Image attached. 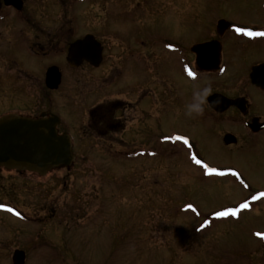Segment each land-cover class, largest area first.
I'll return each instance as SVG.
<instances>
[{"label":"flooded vegetation","instance_id":"obj_1","mask_svg":"<svg viewBox=\"0 0 264 264\" xmlns=\"http://www.w3.org/2000/svg\"><path fill=\"white\" fill-rule=\"evenodd\" d=\"M114 1L120 14L116 18L110 16ZM155 1L0 0V70L6 73L0 74V93L7 100H0V118L38 119L43 113L46 118L53 114L32 110L28 98L34 90L42 105L48 91L57 93L64 64L73 71L105 70L104 102L86 110L83 132L106 146L117 144L123 154L133 152L125 157L133 156L134 161L146 159L157 165L180 155L187 166L199 172L197 181L214 180L220 191L223 185L229 186L238 201L224 209H235V214L229 212L238 221L257 205H264V16L256 24L230 22L223 32L217 29L218 22L224 20L220 18L211 26V36H195L192 41L191 16L173 15V3L160 18ZM84 6H88L86 13L81 11ZM90 11L102 14L95 16L101 17L102 32L87 31L74 37L79 17ZM159 20L163 26L168 23L162 34ZM89 36L93 39L88 43L89 53L100 50L97 65L91 63L96 62L93 56L70 67L66 61L70 46ZM197 45L208 47L197 56L192 51ZM197 58L209 62V69L202 63L198 66ZM51 67L61 76L55 90L45 86V73ZM31 70L42 77H33ZM205 80L214 83L208 99L214 96L219 103L206 105L202 116L188 117L185 105L192 102L193 91ZM112 91H117L119 98H108ZM163 117L191 125L195 133L200 128L235 162L221 165L202 158L188 132L159 128ZM57 129L58 134L70 136L72 150L82 147L83 142L61 118ZM115 134L120 138L114 142L111 137ZM158 185L156 180L153 186L157 189Z\"/></svg>","mask_w":264,"mask_h":264},{"label":"rangeland","instance_id":"obj_2","mask_svg":"<svg viewBox=\"0 0 264 264\" xmlns=\"http://www.w3.org/2000/svg\"><path fill=\"white\" fill-rule=\"evenodd\" d=\"M114 2L112 18L120 16ZM261 2L264 0L155 1L160 18L173 3V15L191 16L192 41L195 36H211V26L220 18L228 23H260L264 16ZM82 9L86 13L88 6ZM95 12L79 17L74 37L87 31L102 32V14ZM159 24L160 34L168 30V23L163 26L159 20ZM65 66L57 93L48 91L46 103L39 105L32 90L28 101L32 110L59 116L83 145L73 149L76 161L68 170L56 169L39 177L0 169V264H12L15 250L24 252V264H264L263 204L238 221L212 218V213L238 201L229 186L223 185L220 191L214 180L197 181L199 172L180 155L155 165L154 161L125 157L133 152L123 154L117 144L110 147L95 136L90 138L83 132L86 110L104 102L106 72L73 71ZM0 74L6 73L0 70ZM31 74L42 77L34 70ZM33 77L29 81L37 86ZM118 95L112 91L108 98ZM1 98L7 101L0 93ZM159 128L188 132L200 156L211 163L235 162L200 128L195 133L193 126L166 117ZM111 138L115 142L120 136ZM156 180L157 189L153 186Z\"/></svg>","mask_w":264,"mask_h":264},{"label":"water","instance_id":"obj_3","mask_svg":"<svg viewBox=\"0 0 264 264\" xmlns=\"http://www.w3.org/2000/svg\"><path fill=\"white\" fill-rule=\"evenodd\" d=\"M228 23L220 20L217 24L219 32L225 31ZM90 36L82 41L72 44L68 50L66 61L70 67H77L80 59H90L94 56L93 65H97L99 49L89 53ZM92 46V45H91ZM208 45H197L192 51L197 56L203 54ZM209 69V62L199 60L197 65ZM60 73L55 67L49 68L45 73V86L49 90H55L60 84ZM215 101V97L208 99ZM212 106V105H211ZM59 119L50 115L46 118L45 113L39 119L22 117L0 118V167L7 170L28 171L40 176L53 169L68 168L74 161L70 137L66 133L58 134L57 125ZM12 264H24L25 254L15 250L11 257Z\"/></svg>","mask_w":264,"mask_h":264},{"label":"clouds","instance_id":"obj_4","mask_svg":"<svg viewBox=\"0 0 264 264\" xmlns=\"http://www.w3.org/2000/svg\"><path fill=\"white\" fill-rule=\"evenodd\" d=\"M212 94L210 83L198 86L193 91L192 102L185 105L184 114L188 117L202 116L205 112V106L218 104L219 100L209 101L208 97Z\"/></svg>","mask_w":264,"mask_h":264},{"label":"snow or ice","instance_id":"obj_5","mask_svg":"<svg viewBox=\"0 0 264 264\" xmlns=\"http://www.w3.org/2000/svg\"><path fill=\"white\" fill-rule=\"evenodd\" d=\"M251 34V33H250ZM189 75H194V73H192L191 71H189L188 73ZM197 163H199V161H197ZM209 172H215V169H212V168H209L208 169ZM264 195V194H262ZM241 207H243V205H241ZM229 211H231L233 214H235V209H230ZM228 213L227 212H217L216 215L217 216H225L227 215Z\"/></svg>","mask_w":264,"mask_h":264}]
</instances>
